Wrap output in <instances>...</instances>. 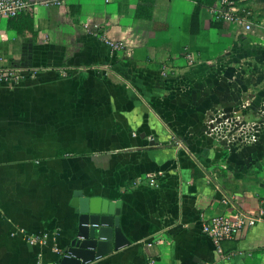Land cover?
<instances>
[{
    "label": "crops",
    "instance_id": "crops-1",
    "mask_svg": "<svg viewBox=\"0 0 264 264\" xmlns=\"http://www.w3.org/2000/svg\"><path fill=\"white\" fill-rule=\"evenodd\" d=\"M28 1L34 34L0 17V64L33 71L0 83V264H55L77 230L75 191L111 203L128 240L87 264H264V213L218 244L202 231L259 215L264 197L256 71L234 109L255 118L224 139L211 127L230 107L225 81L245 78L210 70L241 45L219 0Z\"/></svg>",
    "mask_w": 264,
    "mask_h": 264
},
{
    "label": "rangeland",
    "instance_id": "rangeland-1",
    "mask_svg": "<svg viewBox=\"0 0 264 264\" xmlns=\"http://www.w3.org/2000/svg\"><path fill=\"white\" fill-rule=\"evenodd\" d=\"M219 2L231 12L242 16L246 21L245 23L249 24V27L246 28V24L243 25L242 23L225 19L218 20L231 25V30L236 31L235 39H238L241 45L239 47L234 43L232 45L233 47L228 48V52H225L227 62L222 64L223 60H221L218 66L211 65L210 70L218 74L221 72L238 70L239 73L245 77L240 81L233 78H228V80L225 81L228 87L226 91L229 95H222L219 97L222 101L230 103V107H228L229 110L212 113L211 118L213 119L211 127L215 126L213 132L218 137L224 139L232 127H236L235 125L239 123L255 118V116H251L249 112L234 110L239 107V104H247L248 101L251 100V95H249L250 78L246 75L256 71L259 74L258 92L264 88V0H219ZM226 28L229 29L230 27L226 26ZM234 56L236 58H234ZM217 84L220 85L221 83L219 82ZM239 84L242 85L239 86ZM241 98H243V100ZM257 100L259 102L264 101V93L258 96ZM248 115H250V117ZM261 132H264V127L260 128V133ZM241 134L245 135L243 132ZM246 134L249 136L248 132Z\"/></svg>",
    "mask_w": 264,
    "mask_h": 264
},
{
    "label": "water",
    "instance_id": "water-1",
    "mask_svg": "<svg viewBox=\"0 0 264 264\" xmlns=\"http://www.w3.org/2000/svg\"><path fill=\"white\" fill-rule=\"evenodd\" d=\"M71 203L78 213L77 230L55 264H87L128 243L119 226V211L111 203L84 197L81 191L73 193Z\"/></svg>",
    "mask_w": 264,
    "mask_h": 264
},
{
    "label": "built area",
    "instance_id": "built-area-1",
    "mask_svg": "<svg viewBox=\"0 0 264 264\" xmlns=\"http://www.w3.org/2000/svg\"><path fill=\"white\" fill-rule=\"evenodd\" d=\"M38 2V1H37ZM36 1L28 0H0V17H12L21 12H28L33 10L37 4ZM40 3L46 6L59 5L62 0H40ZM213 15L216 20L225 19L233 22H239L249 27L245 23V19L231 12L229 9L220 4L213 10ZM33 71L26 67L15 66L10 64H0V83L6 85H14L26 77L31 76ZM154 179H151L152 183ZM226 202V201H225ZM264 213V197L261 198V210L259 215H252L242 210H236L233 214H219L204 220L202 223V231L207 234L214 243L218 244L223 240L234 238L242 231L259 222Z\"/></svg>",
    "mask_w": 264,
    "mask_h": 264
},
{
    "label": "trees",
    "instance_id": "trees-1",
    "mask_svg": "<svg viewBox=\"0 0 264 264\" xmlns=\"http://www.w3.org/2000/svg\"><path fill=\"white\" fill-rule=\"evenodd\" d=\"M199 5L212 6L216 0H192ZM16 23V24H15ZM9 26H14L18 32L27 30L33 32V18L31 12H21L15 16L9 17Z\"/></svg>",
    "mask_w": 264,
    "mask_h": 264
}]
</instances>
